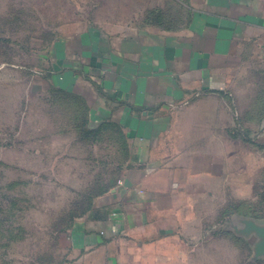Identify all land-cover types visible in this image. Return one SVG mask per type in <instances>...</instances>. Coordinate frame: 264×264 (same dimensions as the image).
Masks as SVG:
<instances>
[{
    "label": "crops",
    "instance_id": "obj_1",
    "mask_svg": "<svg viewBox=\"0 0 264 264\" xmlns=\"http://www.w3.org/2000/svg\"><path fill=\"white\" fill-rule=\"evenodd\" d=\"M144 5L140 24L56 41V86L87 100L90 127L117 126L127 151L115 187L73 225L62 264L185 262L208 231L240 238L239 200L218 219L249 173V200L264 193V0Z\"/></svg>",
    "mask_w": 264,
    "mask_h": 264
},
{
    "label": "rangeland",
    "instance_id": "obj_2",
    "mask_svg": "<svg viewBox=\"0 0 264 264\" xmlns=\"http://www.w3.org/2000/svg\"><path fill=\"white\" fill-rule=\"evenodd\" d=\"M146 1L0 0V264H62L72 213L86 209L98 181L120 176V154L108 136L91 141L82 125L79 136L71 128L75 114L81 124L89 112L87 100L77 92V99L54 97L56 41L88 27L140 24L132 16L150 9ZM248 176L239 197L225 194L221 212H228L218 221L237 211L234 199V216L264 223L262 191L249 200L254 178ZM244 228L239 239L206 232L181 251L185 262L175 264H264V255L254 256L246 243Z\"/></svg>",
    "mask_w": 264,
    "mask_h": 264
},
{
    "label": "trees",
    "instance_id": "obj_3",
    "mask_svg": "<svg viewBox=\"0 0 264 264\" xmlns=\"http://www.w3.org/2000/svg\"><path fill=\"white\" fill-rule=\"evenodd\" d=\"M63 96H70L71 99H77V97L73 96L72 93H69V92H67L61 88H56L54 97H56V98L62 97L63 98ZM88 116H89V112H87V115H86V112H84L82 115V122L80 124L79 118L76 117V114H75L73 116L72 120L70 121L71 122V124H70L71 128L76 129L77 135L79 136L81 134L80 133V129H81L80 126L82 125V127L84 129L82 131L83 135L86 137V139L88 138L91 141H100L101 136H103V137L108 136V138L112 140V142H111L112 145L111 144H109V145L116 146V148H118V151L120 154V160L118 163H120V169L119 170L121 171V168H122L121 162L124 161L125 158H127V151H126L125 145L123 144V140H122L123 138H121L122 136L120 135L119 128L115 125L108 124V123H102L99 126L92 128L89 126V117ZM121 156H123V159H121ZM118 178H115V179L110 178L108 181H103V180L98 181V183H100L101 187L97 192H95L94 195L87 197L88 198V204H87L86 209L81 210L80 211L81 214L78 213L76 216H73V213H72V215L69 219L70 221H68V222H70V224L68 226L70 231L72 230L73 225L75 224V222L78 219L84 217L85 215H87V213L89 211H91V209L93 207V203L98 197L103 196L109 190H111L115 187ZM261 198L264 199V193L263 194L261 193ZM227 212H225V213H227Z\"/></svg>",
    "mask_w": 264,
    "mask_h": 264
},
{
    "label": "water",
    "instance_id": "obj_4",
    "mask_svg": "<svg viewBox=\"0 0 264 264\" xmlns=\"http://www.w3.org/2000/svg\"><path fill=\"white\" fill-rule=\"evenodd\" d=\"M244 228V238L250 241L253 245L254 256L256 255H264V223H256V222H243ZM239 231V235H241ZM258 237L259 242L255 243V238Z\"/></svg>",
    "mask_w": 264,
    "mask_h": 264
},
{
    "label": "built area",
    "instance_id": "obj_5",
    "mask_svg": "<svg viewBox=\"0 0 264 264\" xmlns=\"http://www.w3.org/2000/svg\"><path fill=\"white\" fill-rule=\"evenodd\" d=\"M118 184H121V182H118Z\"/></svg>",
    "mask_w": 264,
    "mask_h": 264
}]
</instances>
